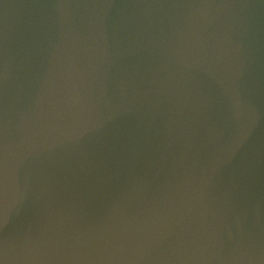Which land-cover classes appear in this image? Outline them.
<instances>
[{"label": "water", "instance_id": "water-1", "mask_svg": "<svg viewBox=\"0 0 264 264\" xmlns=\"http://www.w3.org/2000/svg\"><path fill=\"white\" fill-rule=\"evenodd\" d=\"M0 264H264V0H0Z\"/></svg>", "mask_w": 264, "mask_h": 264}]
</instances>
